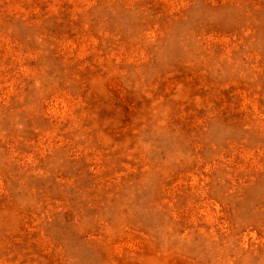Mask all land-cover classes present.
<instances>
[{"label": "rangeland", "instance_id": "obj_1", "mask_svg": "<svg viewBox=\"0 0 264 264\" xmlns=\"http://www.w3.org/2000/svg\"><path fill=\"white\" fill-rule=\"evenodd\" d=\"M0 264H264V0H0Z\"/></svg>", "mask_w": 264, "mask_h": 264}]
</instances>
